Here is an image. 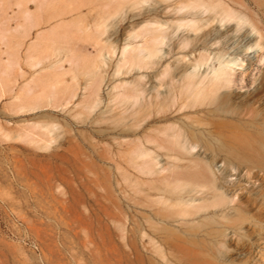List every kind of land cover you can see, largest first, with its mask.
Here are the masks:
<instances>
[{"label": "rangeland", "instance_id": "rangeland-1", "mask_svg": "<svg viewBox=\"0 0 264 264\" xmlns=\"http://www.w3.org/2000/svg\"><path fill=\"white\" fill-rule=\"evenodd\" d=\"M230 6L86 0L0 59V264H264V0Z\"/></svg>", "mask_w": 264, "mask_h": 264}, {"label": "crops", "instance_id": "crops-1", "mask_svg": "<svg viewBox=\"0 0 264 264\" xmlns=\"http://www.w3.org/2000/svg\"><path fill=\"white\" fill-rule=\"evenodd\" d=\"M85 1L0 0V59L19 56L27 46L29 35L37 30L35 27L55 25L60 13L66 15L67 11L83 9Z\"/></svg>", "mask_w": 264, "mask_h": 264}, {"label": "bare ground", "instance_id": "bare-ground-1", "mask_svg": "<svg viewBox=\"0 0 264 264\" xmlns=\"http://www.w3.org/2000/svg\"><path fill=\"white\" fill-rule=\"evenodd\" d=\"M218 1V3H219V5H220V7L221 8H223L224 10H225V12L227 13V16H230L231 14H230V12H231V3H236L237 2V0H217ZM232 13V12H231ZM154 27H156V26H154ZM124 55H125V53H124ZM219 72V71H218ZM219 75H227V72L225 73V72H220L219 73ZM217 80V79H216ZM214 84V83H213ZM219 85V84H218ZM221 86V85H220ZM216 87H217V85H216ZM136 88V87H135ZM217 89V88H216ZM214 90V89H213ZM218 91H220V90H218ZM215 92V91H214ZM217 93V92H216ZM133 94H136L135 92H133ZM179 99V98H178ZM175 131V130H174ZM168 135V134H167ZM172 135V134H171ZM180 134H178V133H175V134H173L172 135V137L173 138H176V137H178ZM157 144H158V147H162L164 144L163 143H161V142H159V141H157ZM176 144V143H175ZM183 146H187V147H189V148H191V149H194V148H196V144H194V143H192V142H190V141H187V140H185L183 143ZM182 148V147H181ZM176 149V148H175ZM182 152V151H181Z\"/></svg>", "mask_w": 264, "mask_h": 264}]
</instances>
